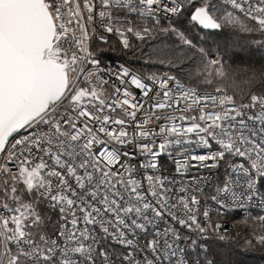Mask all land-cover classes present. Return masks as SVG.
Masks as SVG:
<instances>
[{"label": "snow or ice", "instance_id": "obj_1", "mask_svg": "<svg viewBox=\"0 0 264 264\" xmlns=\"http://www.w3.org/2000/svg\"><path fill=\"white\" fill-rule=\"evenodd\" d=\"M0 264H264V0H0Z\"/></svg>", "mask_w": 264, "mask_h": 264}, {"label": "trees", "instance_id": "obj_2", "mask_svg": "<svg viewBox=\"0 0 264 264\" xmlns=\"http://www.w3.org/2000/svg\"><path fill=\"white\" fill-rule=\"evenodd\" d=\"M238 219V218H237ZM228 226H230V228L232 227V223L230 222L229 224H228Z\"/></svg>", "mask_w": 264, "mask_h": 264}, {"label": "built area", "instance_id": "obj_3", "mask_svg": "<svg viewBox=\"0 0 264 264\" xmlns=\"http://www.w3.org/2000/svg\"><path fill=\"white\" fill-rule=\"evenodd\" d=\"M112 63H115V61L113 60V61H112ZM227 227H229V228H230V226H228V225H227Z\"/></svg>", "mask_w": 264, "mask_h": 264}]
</instances>
